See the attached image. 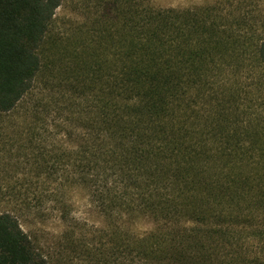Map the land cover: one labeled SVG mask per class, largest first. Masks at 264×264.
<instances>
[{
  "label": "trees",
  "instance_id": "obj_1",
  "mask_svg": "<svg viewBox=\"0 0 264 264\" xmlns=\"http://www.w3.org/2000/svg\"><path fill=\"white\" fill-rule=\"evenodd\" d=\"M95 1L59 34L61 0H0V116L50 73L60 217L74 186L105 217L65 240L88 264H264V0ZM0 264H51L9 212Z\"/></svg>",
  "mask_w": 264,
  "mask_h": 264
},
{
  "label": "rangeland",
  "instance_id": "obj_2",
  "mask_svg": "<svg viewBox=\"0 0 264 264\" xmlns=\"http://www.w3.org/2000/svg\"><path fill=\"white\" fill-rule=\"evenodd\" d=\"M150 1L161 7H169L173 2ZM202 1L188 0L192 5ZM95 2L61 0L55 11L54 31L72 33L78 27L85 31ZM59 67L54 63V74H58ZM52 79L47 71L41 72L32 91L16 109L0 116V212H9L17 218L51 264H88L65 240L66 229L73 224L78 231L92 232L102 226L105 217L92 205L87 192L78 186L70 187L66 194L65 204L70 206L67 221L60 217L59 191L55 190L57 179L54 174L48 175V171L53 157L51 149L63 138L62 115L53 103L40 100L43 83ZM127 222L136 232H141L138 225H153L144 216Z\"/></svg>",
  "mask_w": 264,
  "mask_h": 264
},
{
  "label": "clouds",
  "instance_id": "obj_3",
  "mask_svg": "<svg viewBox=\"0 0 264 264\" xmlns=\"http://www.w3.org/2000/svg\"><path fill=\"white\" fill-rule=\"evenodd\" d=\"M200 0H195V3H199ZM179 6H182L183 8L187 9L192 7L193 5L188 2V0H173V2L169 5V7L175 9ZM153 225L148 223V224H141L138 225V228L140 229L141 232H146L150 231L152 229Z\"/></svg>",
  "mask_w": 264,
  "mask_h": 264
}]
</instances>
